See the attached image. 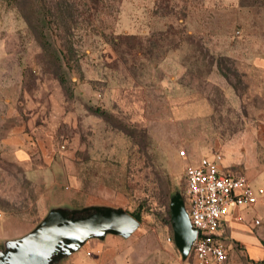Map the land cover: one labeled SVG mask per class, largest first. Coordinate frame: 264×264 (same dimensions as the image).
Returning a JSON list of instances; mask_svg holds the SVG:
<instances>
[{
  "label": "rangeland",
  "instance_id": "374dc122",
  "mask_svg": "<svg viewBox=\"0 0 264 264\" xmlns=\"http://www.w3.org/2000/svg\"><path fill=\"white\" fill-rule=\"evenodd\" d=\"M259 110L264 0H0V252L50 209L108 206L139 215L131 264H193L170 199L202 157L240 162L223 143Z\"/></svg>",
  "mask_w": 264,
  "mask_h": 264
},
{
  "label": "crops",
  "instance_id": "0c3cea01",
  "mask_svg": "<svg viewBox=\"0 0 264 264\" xmlns=\"http://www.w3.org/2000/svg\"><path fill=\"white\" fill-rule=\"evenodd\" d=\"M244 119L245 125L223 144L238 147L242 160L250 163V178L245 177L249 171L244 167L245 161L241 163L242 160H236L229 162L228 166L221 164V167L225 171L243 175L253 186L263 190V196L254 206L235 210L221 222L217 235L227 251L223 264H264V110H259L254 118L245 116ZM21 132L22 127L14 128L5 142L17 147V162L32 169L29 156L25 150H20L32 145L29 142L31 139L26 137L24 140ZM255 221L258 223L255 224ZM129 257L127 240L106 235L101 240H88L78 251L54 264H131Z\"/></svg>",
  "mask_w": 264,
  "mask_h": 264
},
{
  "label": "water",
  "instance_id": "95a60500",
  "mask_svg": "<svg viewBox=\"0 0 264 264\" xmlns=\"http://www.w3.org/2000/svg\"><path fill=\"white\" fill-rule=\"evenodd\" d=\"M169 211L174 246L185 261L196 230L178 192L170 199ZM138 226L139 222L121 208L88 206L71 212L53 208L30 232L7 243L0 252V264H54L88 240H101L106 235L127 239Z\"/></svg>",
  "mask_w": 264,
  "mask_h": 264
},
{
  "label": "built area",
  "instance_id": "2783aa9c",
  "mask_svg": "<svg viewBox=\"0 0 264 264\" xmlns=\"http://www.w3.org/2000/svg\"><path fill=\"white\" fill-rule=\"evenodd\" d=\"M221 161V154L214 152L184 169V205L196 230L189 253L193 264H223L227 251L217 235L221 222L235 210L254 206L263 196V190L243 175L225 171Z\"/></svg>",
  "mask_w": 264,
  "mask_h": 264
},
{
  "label": "trees",
  "instance_id": "16d2710c",
  "mask_svg": "<svg viewBox=\"0 0 264 264\" xmlns=\"http://www.w3.org/2000/svg\"><path fill=\"white\" fill-rule=\"evenodd\" d=\"M97 111V112H96ZM96 113H102V112H98V110H95ZM133 218H135L138 222H139V215L138 214H130Z\"/></svg>",
  "mask_w": 264,
  "mask_h": 264
}]
</instances>
